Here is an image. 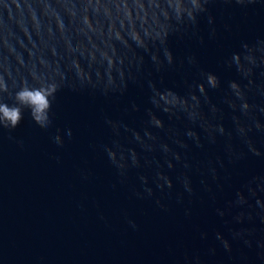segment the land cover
I'll list each match as a JSON object with an SVG mask.
<instances>
[{"label":"water","instance_id":"obj_1","mask_svg":"<svg viewBox=\"0 0 264 264\" xmlns=\"http://www.w3.org/2000/svg\"><path fill=\"white\" fill-rule=\"evenodd\" d=\"M208 8L214 25L201 17L196 35H182L165 0H0V102L15 105L23 86L56 89L47 129L23 106L15 129L0 126V264H189L197 256L203 264H264L255 244L232 240L229 253L216 240L218 232L231 239L233 228L255 229L254 240L264 235L259 219L236 224L234 213L222 217L217 211L226 210L249 176L264 172V158L228 163L225 139L209 143L199 125L203 148L176 144L187 139L188 122L169 106L187 95L185 81L196 79L199 69L220 77L221 88L209 90L211 105L220 111L213 115L208 103L203 111L231 130L227 84L239 76L225 61L243 42L264 39V0H214ZM165 34L176 67L158 72L150 54L162 48ZM188 55L197 58L198 68L180 67ZM113 83L118 91L105 95ZM150 84L158 91V107L149 103ZM166 107L169 112L161 111ZM148 109L165 125L152 129L158 136L152 152L132 139L133 131H145ZM108 119L120 123L118 136ZM57 134L64 137L62 147L53 140ZM255 139L264 145V137ZM115 141L118 152L140 154L141 166L125 177L105 152ZM164 142L193 164L196 194L185 195L183 203L182 167H167L159 148ZM161 167L175 182L164 193L154 180ZM207 167H215L218 179L205 186L197 169ZM142 176L149 177L155 195L136 196L145 188Z\"/></svg>","mask_w":264,"mask_h":264},{"label":"clouds","instance_id":"obj_2","mask_svg":"<svg viewBox=\"0 0 264 264\" xmlns=\"http://www.w3.org/2000/svg\"><path fill=\"white\" fill-rule=\"evenodd\" d=\"M214 0H165L168 5L169 18L174 20L178 26L175 31L183 34L190 32L196 35L199 31L201 17L207 18L209 25H214L215 18L210 14L208 5ZM231 2V0H228ZM255 0H235L237 4L252 3ZM215 28L211 29L210 35L214 37ZM167 34L161 40L162 48L150 54V59L155 66L156 71H163L165 68H175L176 58L173 52L166 47ZM201 43L203 38L201 37ZM229 69H234L239 79L228 81L226 102L233 112L231 130L225 127L223 123H213L208 119V114L203 111L205 103L211 105V97L209 90H217L221 88V79L214 73L199 69L197 78L192 81H185L188 90L187 95L180 99L178 105L169 106L182 114L183 118L188 122L187 139H177L176 144L183 149H190L192 144L197 148L204 147V141L200 133L195 130L199 125L208 135V142L215 144L223 137L225 139L226 152L228 154V163L232 165L238 164L240 161L249 158V156L264 158V145L257 146L255 137L257 135L264 137V39H258L254 42H243L240 49L231 55L225 61ZM187 65L189 68H198V60L194 55H188L180 61V67ZM260 76L259 81L257 76ZM153 89L152 95L149 97V103L153 107H158L157 98L158 91L154 85H149ZM55 87L35 88L23 86L15 93L16 104L9 106L7 103L0 102V126L9 129H15L23 118L22 107L30 111L32 119L41 128L47 129L51 123L50 110L51 100L55 99ZM118 91V86L113 83L105 86L104 94ZM122 93V92H121ZM51 98V99H50ZM135 108V105L133 106ZM169 107L161 109V111L169 112ZM213 115L220 110L211 105ZM171 114V113H170ZM149 119L146 122V128L143 133L140 131L132 132V139L138 142L145 151L152 152L157 149L158 136L152 131L153 128L163 130L164 122L151 110L148 109ZM115 135L120 134L121 125L119 122L106 120ZM127 129V126H125ZM66 135L71 138L72 130L69 128ZM179 136V133H177ZM54 142L63 146L64 137L57 134L53 137ZM189 141L192 143L190 144ZM118 141L112 145L105 146V152L122 177H125L127 171L132 167H140V154L136 149H130L126 153L118 152ZM159 148L166 158V164L169 169H176L177 163L181 164L182 171L180 173V182L182 191L179 193V202L183 203L185 195L189 198L195 196L196 188L193 183V169L191 161L186 160L185 156L179 151H175L173 147L164 142L159 144ZM150 164L151 161H148ZM223 163V161H221ZM201 172V184L207 186L208 179H218L215 167H207L206 169H197ZM141 180L145 185L144 190L137 191L135 194L139 198H144L145 194L151 197L155 195V190L148 187L149 177L142 176ZM156 187L160 192L164 193L175 188V182L161 167L154 176ZM210 190V188H209ZM156 203L161 208H166L160 199ZM220 216L234 213L233 220L236 224H243L245 220L254 222L259 219L264 224V172L249 176L246 182L237 189L231 199L227 201L225 209H218ZM191 215L190 210L187 212ZM133 229L138 226L133 221H129ZM205 237L207 233L203 234ZM255 229L233 228L231 230V239L225 237L222 233L216 234V240L220 242V246L226 251H232V240L242 241L245 247L252 248L253 245L260 249V259L264 262V235L260 239L254 240ZM215 254L216 249H211ZM189 264H203L200 257L197 256L194 261Z\"/></svg>","mask_w":264,"mask_h":264}]
</instances>
